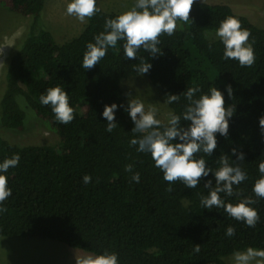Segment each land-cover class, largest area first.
I'll use <instances>...</instances> for the list:
<instances>
[{
    "label": "trees",
    "instance_id": "16d2710c",
    "mask_svg": "<svg viewBox=\"0 0 264 264\" xmlns=\"http://www.w3.org/2000/svg\"><path fill=\"white\" fill-rule=\"evenodd\" d=\"M45 1L0 0V7L31 18L1 75L0 125L22 130L30 108L59 138L55 145L20 146L0 135V162L14 154L20 157L16 167L0 173L7 176L11 189V196L0 205L6 208L0 213V236L57 240L94 255L114 252L118 264H228L224 258L234 251L264 249V199L251 205L260 216L255 228L228 217L223 209L202 208L200 196L208 194L203 184L211 179L215 185L214 176L210 173L194 189L180 181H165L150 154L129 145L134 125L120 107L127 105L122 81L137 74L133 66L140 64L141 57L151 64L144 75L165 101L167 94H180L188 87H199L197 97L217 87L225 105H235V112L227 137L217 133V148L204 158L215 170L220 155L235 160L231 149L242 151L244 161L239 163L248 177L238 186L242 195H220L232 203L252 196L253 183L260 176L258 163L264 160L259 129L264 114V27L228 4L195 0L189 22L178 21L172 36L160 37L162 55L151 57L140 49L137 59L130 60L118 41L89 70L81 67L87 43H94V36L104 31L106 18L120 13L102 9L96 0L100 11L78 35L57 43L41 20ZM229 16L250 31L249 43L255 40L256 60L251 67L222 59V41L206 36ZM226 85L233 89L231 98ZM53 87L68 93L74 109L69 124L58 122L51 106L40 103L39 97ZM112 103L118 105V126L109 133L102 112ZM187 103L181 96L178 103L168 105L179 115ZM186 124L181 120V126ZM129 164L132 172L125 171ZM133 173H139V183L132 181ZM85 174L92 178L87 184L82 179ZM228 226L236 230L231 238L225 235ZM196 245L199 253L193 251Z\"/></svg>",
    "mask_w": 264,
    "mask_h": 264
},
{
    "label": "clouds",
    "instance_id": "9594fccd",
    "mask_svg": "<svg viewBox=\"0 0 264 264\" xmlns=\"http://www.w3.org/2000/svg\"><path fill=\"white\" fill-rule=\"evenodd\" d=\"M195 0H134V5L115 18H106L104 31L94 36V43L86 45L83 54V69H92L106 56L109 48L115 49L118 41L123 42V55L130 60L137 59L140 49L146 51L151 57L162 55L160 37L164 34L172 36L177 28V22L188 23ZM100 9L96 0H70L66 5V13L75 17L84 24ZM223 45L222 59L238 61L241 67H251L256 60L252 43H249L251 33L242 28L239 19L229 16L220 22L215 32ZM139 65H134L137 75L147 74L151 64L140 58ZM225 89L231 98L233 89L226 85ZM199 87H188L180 94H167L164 103H178L183 96L187 104L181 114L169 111L166 121L157 119L159 109L155 104L145 108L143 101L128 99L127 105H121L133 122L131 128L132 138L130 146H136V151L150 154L156 168L163 173V179L174 183L180 181L188 189H194L200 181L211 173L215 179L204 182L203 187L208 189L206 196H200V205L205 209H223L226 215L236 221L243 222L250 228H255L260 216L254 207L258 200L264 199V160L258 163L259 178L252 186V196H243L235 203L226 202L221 193L228 197H241L242 190L238 186L248 177L240 167L244 161V153L237 148L231 149L229 155L222 154L217 159L218 167L213 170L208 166L205 156L211 157L217 148L216 134L227 137L229 119L234 115L235 105H225L224 96L217 87L212 86L207 94H200ZM42 105L51 106L55 119L61 124H69L74 119V109L69 104L68 93L60 87L49 88L46 94L39 97ZM118 105L112 103L105 105L102 116L107 121L105 131L111 133L118 125L115 122V111ZM181 120L187 122L181 126ZM259 129L264 138V114L259 117ZM179 142H175V141ZM203 153L197 158V154ZM20 157L14 154L0 162V173H6L10 168L19 164ZM132 165H126L125 171L132 172ZM85 184L91 181V176H83ZM132 181L139 183V173H133ZM234 186H237L234 188ZM172 191L171 188L167 189ZM11 196L8 187V178L0 174V205ZM255 197V198H253ZM6 208L0 207V213ZM235 228L228 226L225 235L229 238L235 235ZM200 252L199 245L193 249ZM75 264H118V257L114 252L104 251L102 254H85L76 256ZM232 264H264V249L247 247L243 251H234Z\"/></svg>",
    "mask_w": 264,
    "mask_h": 264
},
{
    "label": "rangeland",
    "instance_id": "374dc122",
    "mask_svg": "<svg viewBox=\"0 0 264 264\" xmlns=\"http://www.w3.org/2000/svg\"><path fill=\"white\" fill-rule=\"evenodd\" d=\"M208 3H224L238 14L246 16L253 24L264 27V0H200ZM70 0H46L41 20L52 33L57 43L70 40L80 33L84 24L66 13ZM134 5V0H99V6L107 11L122 13ZM31 18L0 7V84L4 65L19 44ZM209 39H216L215 32H207ZM121 84V83H120ZM124 102L139 99L145 108L155 104L159 109L157 119L166 121L171 111L164 103L159 91L144 75H134L122 81ZM22 130L4 128L0 125V135L11 143L24 145H55L58 135L40 121L29 108ZM92 254L85 250L70 247L60 241L34 237L0 236V264H75V255ZM94 255V254H92ZM232 255L225 257L232 264Z\"/></svg>",
    "mask_w": 264,
    "mask_h": 264
}]
</instances>
